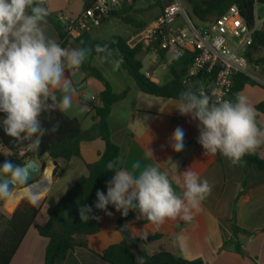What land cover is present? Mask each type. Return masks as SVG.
<instances>
[{"label": "crops", "instance_id": "crops-1", "mask_svg": "<svg viewBox=\"0 0 264 264\" xmlns=\"http://www.w3.org/2000/svg\"><path fill=\"white\" fill-rule=\"evenodd\" d=\"M137 2L129 9V14L135 8H146V5L136 7ZM154 4L156 3L149 2L147 5ZM84 6V0H65L61 5H57L55 0H48L46 4L51 13L68 12L71 15L79 14ZM159 15L160 12L150 23ZM44 28L50 38L60 45L63 43L53 25L46 21ZM65 48L79 47L69 44ZM146 59L147 55L145 61ZM171 63L172 61L166 60L163 66L169 68ZM91 65L104 74L114 93L129 90L126 98L113 105L108 119L111 138L120 148L119 168L139 175L148 165L158 166L168 175L178 195H182L184 191L182 175L189 168L213 185L211 194L201 203L199 209L193 212L191 221L177 217L155 224L142 218L138 211L132 210L134 216L124 223L128 224L133 239L159 235L149 243H138V248L149 255L168 252L189 261L201 259L205 264H264V173L251 168L248 181L244 185L243 163L233 165L220 153L205 154L202 145L198 143L199 121L193 120L191 116L181 115L176 109L178 101L143 93L131 75L114 58L94 56L91 58ZM66 75L71 80L75 92L72 108L65 114L81 123L86 139L81 143L80 158L59 160L63 170L53 179L55 186L65 178L72 181V186L79 177L87 175L86 165L96 162L105 147L102 138L93 130L96 123L95 111L89 106L90 102H97L103 85L97 79L89 77L81 67L78 71ZM162 78H168L167 73L162 75ZM241 94L254 109L264 103L263 86L246 85ZM57 96H60L59 92ZM85 105L86 110L81 111V107ZM258 120L264 125V113L259 114ZM177 127L184 131V149L179 153L173 151L170 143V137ZM255 151L264 159V145ZM0 152L5 151L0 148ZM50 169L52 173V168ZM10 178L0 177L3 182ZM53 185H50L42 198L31 199L39 207L38 215L9 264L45 263L49 240L39 234L37 226L48 222V208L55 205L71 187L67 190L57 188L55 197L48 201ZM19 189L21 188L16 190ZM11 194L0 207L2 215L12 216L25 198L22 197L11 210L7 207L8 201L14 199ZM233 208L236 209L237 225L248 231V234L238 235L244 255L238 254L229 242L233 239L230 221ZM107 211L112 214L103 212L100 215V231L87 237L88 249L77 247L65 260L57 264H109L98 255L110 245L120 243L124 236L118 226L120 212L116 209ZM225 243L228 244L224 245Z\"/></svg>", "mask_w": 264, "mask_h": 264}, {"label": "clouds", "instance_id": "clouds-1", "mask_svg": "<svg viewBox=\"0 0 264 264\" xmlns=\"http://www.w3.org/2000/svg\"><path fill=\"white\" fill-rule=\"evenodd\" d=\"M48 15L44 0H0V113L4 114L0 127L18 144L27 142L30 149H37L46 133L59 130V122L44 128L40 117L72 108L75 89L66 73L78 71L88 55L84 48L66 49L50 38L44 28ZM176 109L199 121L198 143L205 154L220 153L237 165L246 154L264 145V128L258 127L255 109L242 94H236L235 102L213 103L204 93L183 91ZM84 110L86 105L81 107ZM170 143L174 152L184 149L182 128L174 130ZM107 168L114 175L106 194L97 191L94 207L108 215L112 205L124 216L136 210L155 224L177 217L191 221L193 212L213 189L190 168L182 175V195L175 192L168 175L158 166L148 165L139 175L117 168L114 162ZM0 173L11 177L0 183V198L10 195L9 183L24 182L22 169L9 161L0 166ZM91 212V206L80 207V219H100L90 216ZM138 264H142L140 258Z\"/></svg>", "mask_w": 264, "mask_h": 264}, {"label": "trees", "instance_id": "trees-1", "mask_svg": "<svg viewBox=\"0 0 264 264\" xmlns=\"http://www.w3.org/2000/svg\"><path fill=\"white\" fill-rule=\"evenodd\" d=\"M186 1L188 5L187 8L185 7L186 12L194 25V21L204 24L219 19L232 5H237L242 14L248 11L253 15L255 3L264 2V0ZM157 5L160 6L159 3ZM128 11L129 9H125L122 14L119 13L116 16L121 17L124 22L133 25L136 29L135 34L148 26L147 23L139 21L130 15ZM60 13L49 12V15L46 17V21L53 25L60 39L63 41L60 46L65 48L69 44H74L79 48L88 50V55L81 65V69L89 77L97 79L103 85V90L97 102H90L89 106L95 111L94 121L96 123L93 126V130L102 138L105 147L96 162L86 165L87 175L79 177L61 199L55 205L48 208V222L45 225L37 226L39 234L49 240L44 264H57L65 260L68 254L77 247L88 249L87 237L98 233L101 227L99 220H81L79 209L85 205L91 206L92 212L89 215L98 217L105 212L94 207L97 201L96 193L99 190L106 194L107 183L114 175V172L108 170L107 164L114 162L116 167L119 168L120 148L111 138L108 119L113 105L126 98L129 90L126 89L122 93H114L104 74L91 65V58L94 56H100L104 59L114 58L131 75L139 89L145 94L170 98L176 101H178L179 95L183 91H191L200 95L195 86L187 87L182 83V77L187 72L192 60L190 53H186L175 59L168 68V78H162L161 82L156 84L151 82L142 73L144 62L141 60V57L147 54L148 49H145L142 45L131 49L126 44L129 38L119 35H113L104 40H97L92 36L91 31L85 32L75 39L67 38L59 20ZM259 52L264 53L263 29L253 33L252 44L248 47L245 56L251 63H256L262 67V75L264 76V55L259 56ZM160 56L161 62L164 63L167 60L166 53L161 51ZM246 85L259 84L244 74L236 75L230 101L235 102L236 94H241ZM210 102H212L211 98ZM255 112L258 127L264 128V125H261L258 120L259 114L264 113V103L257 105ZM49 115L51 119H49ZM3 116L4 114L0 113V119ZM40 119L42 126L48 129L54 123L59 122V130L54 133H46L41 137V142L38 148L34 149L31 158L38 160L44 168L47 167V162H52L54 164L53 179H55L63 170L59 164V160L70 161L73 158L81 157V143L86 139L85 132L77 119L70 118L60 111H53L50 114L44 113ZM26 146L27 142L24 145L18 144L13 138L6 135L3 128L0 127V148L5 151L4 153L0 152V166L8 160L18 167L24 165L26 161L18 159L17 156L18 152ZM241 162L244 165V185L248 181L251 168L264 173V159L259 156L258 151L246 154ZM0 183H3L1 179ZM111 209L115 208L109 205L107 210ZM38 212V205L32 202L31 199L24 198L12 216L0 214V227L3 228L0 233V264L10 263L11 258L19 248ZM133 216L132 210L129 211L127 216L121 214L118 226L130 220ZM230 221L233 229V239L229 242L234 246L238 254L244 255L242 245L238 241V235L248 234V231L237 225L235 208H233ZM158 237L159 235L134 238L130 244L124 238L120 243L107 247L98 256L109 264H138V258H140L142 264H205L201 259L189 261L168 252L149 255L137 246L140 242L149 243ZM226 244L228 243L224 245Z\"/></svg>", "mask_w": 264, "mask_h": 264}, {"label": "built area", "instance_id": "built-area-1", "mask_svg": "<svg viewBox=\"0 0 264 264\" xmlns=\"http://www.w3.org/2000/svg\"><path fill=\"white\" fill-rule=\"evenodd\" d=\"M77 15L61 12L59 20L67 38L75 39L92 31L106 19L125 9L133 8L136 0H84ZM160 4V15L144 30L130 37L131 49L142 45L147 51L142 73L159 84L157 69L164 51L168 62L190 53V66L182 77L183 85L196 87L198 93L209 95L213 103L230 101L234 78L244 74L264 87L262 67L245 56L255 31L264 30V2L255 3L252 25H249L237 5H232L217 20L195 26L190 20L183 0H152ZM262 9L260 14L258 11ZM262 76V77H261ZM34 149L27 146L18 152V159H31Z\"/></svg>", "mask_w": 264, "mask_h": 264}, {"label": "rangeland", "instance_id": "rangeland-1", "mask_svg": "<svg viewBox=\"0 0 264 264\" xmlns=\"http://www.w3.org/2000/svg\"><path fill=\"white\" fill-rule=\"evenodd\" d=\"M47 2H48V0H44V6L45 7H46ZM55 2L57 3V5H61L65 2V0H55ZM149 2L154 3L152 0H139L136 4V7H141V6L146 5V8H135V9H133V11L130 12L131 13L130 15L134 16L139 21L146 22L147 24L150 23L151 20H153L156 17V14L160 12V6H158L157 4H154L153 6L152 5L148 6L147 4ZM183 3L185 5V7L187 8L188 7L187 1L183 0ZM258 12L261 14L262 9L260 8ZM194 23L197 26L201 25V23L198 21H194ZM135 33H136L135 27L131 24L124 22L123 19L121 17H118V16H112V17L106 19L100 25L95 26L91 31L92 36L97 40H104V39H107L108 37L113 36V35H119V36H122L125 38H130ZM258 55L261 56V55H264V53L259 52ZM175 59H177V58H175ZM175 59H173L172 62ZM141 60H143V62H145V56H142ZM180 60H181V58H180ZM157 72H158L159 76H162L165 73H167V76H168V68H165L163 66L162 62L160 63V66L157 69ZM262 78H264V77H262ZM49 168H52V171L54 170V166H53L52 162H50V163L47 162L46 170H49ZM0 177L7 179L10 176L5 175L3 173H0ZM51 182H52L51 183V186H52L53 185V178L51 179ZM71 182L72 181L69 178H65L64 180H62L60 182V184L58 186L53 185L52 192L50 194V198L48 201H52V199L55 197V190H57V188H61V190H67L71 186L70 185V184H72ZM2 229L3 228L0 227V233H1Z\"/></svg>", "mask_w": 264, "mask_h": 264}, {"label": "water", "instance_id": "water-1", "mask_svg": "<svg viewBox=\"0 0 264 264\" xmlns=\"http://www.w3.org/2000/svg\"><path fill=\"white\" fill-rule=\"evenodd\" d=\"M111 14L117 15V11H112ZM243 16H244L246 22L249 25H252V23H253L252 22V15L248 11H245ZM53 166H54V164H53ZM20 168L23 171L24 182H15L14 184L9 183V190H11L10 194L18 188H26V187H31L33 185L40 184L44 178V173L46 170V168H44L39 162L36 161V159H33V158L29 159L24 165L20 166ZM51 177L53 178V172H52ZM5 199H6V197L0 198V204ZM119 230L123 234L127 243L130 244L133 241V238H132L131 233L129 231L128 224L124 223V224L120 225ZM133 245H135V244H133Z\"/></svg>", "mask_w": 264, "mask_h": 264}, {"label": "bare ground", "instance_id": "bare-ground-1", "mask_svg": "<svg viewBox=\"0 0 264 264\" xmlns=\"http://www.w3.org/2000/svg\"><path fill=\"white\" fill-rule=\"evenodd\" d=\"M51 175V169L49 168V170H45L44 178L40 184L31 187L21 188L13 192L11 196H13L14 199L8 201L7 207L11 210L14 209L22 197L34 200L42 198L52 183Z\"/></svg>", "mask_w": 264, "mask_h": 264}]
</instances>
